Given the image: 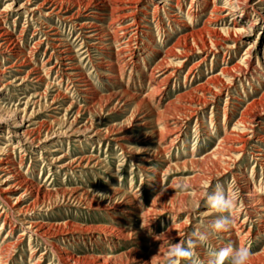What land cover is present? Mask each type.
<instances>
[{
  "label": "rangeland",
  "instance_id": "rangeland-1",
  "mask_svg": "<svg viewBox=\"0 0 264 264\" xmlns=\"http://www.w3.org/2000/svg\"><path fill=\"white\" fill-rule=\"evenodd\" d=\"M235 1L141 0L128 16L108 12L114 20L104 15L101 43L114 30L112 52L126 47L110 57L80 26L90 0L59 1L66 13H51L45 0H0V153L28 187L7 204L0 191V264H168L153 255L158 242L193 241L192 256L178 264H209L225 247L247 248L248 264H264V216L238 213L252 188L264 198V1L244 0L246 12ZM105 59L119 64L99 65ZM126 88L145 97L138 107L113 94ZM242 116L254 118L253 129L236 126ZM227 133L246 137L238 156H225ZM127 149H143L145 161ZM217 188L235 197L234 232L201 243L193 233L212 231L203 212ZM173 202L192 204L168 212ZM10 206L51 224L54 236L27 230ZM181 223V236L166 235Z\"/></svg>",
  "mask_w": 264,
  "mask_h": 264
},
{
  "label": "bare ground",
  "instance_id": "bare-ground-1",
  "mask_svg": "<svg viewBox=\"0 0 264 264\" xmlns=\"http://www.w3.org/2000/svg\"><path fill=\"white\" fill-rule=\"evenodd\" d=\"M59 1H62V0H45V3H47V4H50V8H52V10H51V13H53L56 9H59L58 10V12H62V13H66L67 11L66 10H64V11H62V7H61V5H62V3H59ZM87 1V0H86ZM259 1V0H258ZM260 1H264V0H260ZM88 2H89V0H88ZM90 2H92L91 0H90ZM89 2V3H90ZM101 2V3H100ZM237 4H238V9L239 10H241L242 12H246V10H248L247 9V7L249 6L248 4V2L247 1H244V0H236L235 1ZM29 3V2H28ZM80 3H83V2H80ZM80 3H79V5H80ZM139 3H141V0H94L90 5H85L86 7H84V9H82V11L80 12L79 10V15L81 14V16H83L82 18H86L87 20L86 21H84V22H82L81 23V25L80 26H82V27H85L86 28V36H87V38H89V39H91L92 41H94L92 44L95 46L96 44L98 45V44H100L101 43V40H102V36L104 35V33L106 32V27L104 26V25H101V21L103 20V18H104V15H107L108 14V16H109V13H113L114 15H115V18H117V17H124V16H128V15H130V14H132V13H130V11L131 10H133V9H136V8H138V4ZM27 4V3H26ZM261 4V3H260ZM44 5V4H43ZM77 5V4H76ZM78 5V6H79ZM10 6V5H9ZM45 7V6H44ZM83 7V6H82ZM257 7V6H256ZM34 9V8H33ZM80 9V8H79ZM264 9V8H263ZM254 10V9H253ZM5 11V10H4ZM235 11L236 12H238L237 11V9L235 8ZM109 12V13H108ZM264 12V11H263ZM70 13V12H69ZM138 13V12H137ZM5 14V13H4ZM112 14V15H113ZM259 14V13H258ZM264 14V13H263ZM237 15V14H236ZM71 16V15H70ZM77 16V15H76ZM107 16V17H108ZM66 17V16H65ZM68 18H69V16H67ZM67 17H66V19H67ZM106 17V16H105ZM109 17H111V16H109ZM72 18V17H71ZM79 18V17H78ZM113 18H114V16H113ZM112 17L110 18L111 20H114ZM74 19V18H73ZM105 20V19H104ZM111 20L109 21V23L111 22ZM135 21V20H134ZM2 22V21H1ZM108 22V21H107ZM114 22V21H113ZM116 22V21H115ZM242 23V22H241ZM80 24V23H79ZM234 24V23H233ZM244 24V23H243ZM250 24V23H249ZM241 26V25H240ZM109 27V26H108ZM246 27V26H245ZM4 28V27H3ZM76 29V28H75ZM126 28L125 27H122V30H125ZM79 30V29H78ZM130 32H135L136 31V29H134V28H129L128 29ZM235 33H238L240 36L242 35V34H244L245 32V30L243 31V29L242 28H234V29H232ZM125 31H127V30H125ZM84 32V31H83ZM137 32V31H136ZM2 33V32H1ZM114 33H115V31L113 30V32H112V34H111V37L110 38H104L105 39V42L104 43H101V44H103V45H98L99 47V49L100 50H102L103 52H107L106 50L107 49H109L110 51H108L107 53H108V55L110 56V57H112V56H114V57H116V55L117 54H120V55H122L124 52H125V46H123V47H121V49L119 50V49H117L118 51L117 52H112V45H110V43H111V41H112V38L114 37ZM120 33H122L121 31H120ZM119 33V34H120ZM127 33V32H126ZM117 34V33H116ZM128 34V33H127ZM248 34V33H247ZM4 35V34H3ZM2 36V35H1ZM1 36H0V38H1ZM52 36V35H51ZM116 36V35H115ZM48 37V36H47ZM117 37V36H116ZM120 37H121V35H120ZM125 37V36H124ZM222 37V36H221ZM128 38V37H127ZM4 39V38H3ZM219 39H221V38H219ZM222 39H224V38H222ZM10 40V39H9ZM13 40V39H12ZM212 40V41H211ZM210 41L212 42V43H219L220 41L219 40H217L216 38L215 39H211ZM11 41V40H10ZM118 41H119V39H118ZM5 42V41H4ZM54 42V41H53ZM122 42V41H121ZM178 42V41H177ZM63 43V42H62ZM4 44H7V43H4ZM1 45H2V42H1ZM59 45V44H58ZM6 46V45H5ZM2 47V46H1ZM0 47V48H1ZM5 48H7V47H5ZM13 48V47H12ZM52 48V47H51ZM232 48V47H231ZM11 49V48H10ZM9 49V50H10ZM96 49V48H95ZM247 49V48H246ZM54 50H56V49H54ZM113 50H114V48H113ZM1 51V50H0ZM23 51V50H22ZM247 52H249V53H251L252 52V49H250V47H248V49H247ZM104 54V53H103ZM22 55H24V54H22ZM52 55V54H51ZM60 57V56H59ZM66 58V57H65ZM48 59V58H47ZM107 59V58H106ZM101 60L102 62L99 64V65H104V66H110V65H112V66H117V64H119V62L117 61V60H115L114 61V63H111L110 62V60L108 59V60ZM114 59H117V58H114ZM10 60V59H9ZM50 60V59H49ZM59 60V59H58ZM72 60V59H71ZM120 60V59H119ZM59 62H61V61H59ZM13 63H15V62H13ZM12 63V64H13ZM22 63V62H21ZM20 63V64H21ZM66 63V62H65ZM68 63V62H67ZM66 63V64H67ZM164 63V62H163ZM19 64V65H20ZM160 64V63H159ZM23 65V64H22ZM61 65V64H60ZM166 65V64H165ZM15 66V65H14ZM19 67H21V66H19ZM23 67V66H22ZM45 67V66H44ZM55 67V66H54ZM10 68V67H9ZM36 68V67H35ZM37 68H39V67H37ZM18 69V68H17ZM26 69V68H25ZM67 69L68 70H75L76 69V67L75 66H70V67H67ZM30 70V69H29ZM32 70H33V68H32ZM35 70V69H34ZM159 70V69H158ZM2 71V70H1ZM0 71V72H1ZM38 71V70H37ZM40 71V70H39ZM155 71V70H154ZM52 72V71H51ZM65 72V71H64ZM76 72V71H75ZM156 72V71H155ZM175 72V71H174ZM4 73V72H3ZM45 73V72H44ZM50 73V72H49ZM56 73V72H55ZM73 73V72H72ZM71 73V74H72ZM163 73H165V71H163ZM166 75H164V77H162L163 78V80H165L169 75H171V72H168V71H166ZM22 74V73H21ZM67 74V73H66ZM74 74V73H73ZM78 74V73H77ZM26 75V74H25ZM64 75V74H63ZM70 75V74H69ZM81 75V74H80ZM37 76V75H36ZM76 76V75H75ZM78 76V75H77ZM105 76V78H112L111 77V75H109L108 73H106V75H104ZM17 77V76H16ZM38 77V76H37ZM36 77V78H37ZM39 77H40V75H39ZM21 78V77H20ZM60 78H62V77H60ZM41 79V78H40ZM39 78L37 79V80H40ZM79 79V78H78ZM74 81H76V80H74ZM9 82H11V81H9ZM71 82V81H70ZM73 82V81H72ZM119 85H121V83H118ZM6 85H8V81H7V83H6ZM70 86V85H69ZM88 86V85H87ZM70 88V87H69ZM86 88V87H85ZM123 89V88H122ZM158 89V88H157ZM84 90V89H83ZM128 89L126 88V90L124 89V90H122V91H117V92H115V91H113L114 93L113 94H115V95H118L119 97V99L121 100V98H123L124 99V101L126 100V98H128V99H132V100H135L136 101V107H138L139 106V102H141L142 100H144L145 99V97H143V96H141L139 93L138 94H131L129 91H127ZM213 90V89H212ZM67 91V90H66ZM158 92L160 91V89L159 90H157ZM156 93H151V94H149V96H153V97H155L154 95H155ZM159 97V96H158ZM182 97V96H181ZM128 99L126 100V101H128ZM137 102H138V104H137ZM189 102H191V101H189ZM259 102V101H258ZM126 103V102H125ZM51 104V103H50ZM145 104H147V103H145ZM261 104H264L263 102H261ZM183 105V104H182ZM181 105V106H182ZM193 104H186V106L184 105L183 107L184 108H186V109H184L185 111H183V112H185L187 115H190V111L191 110H193L194 109V106H192ZM124 106V105H123ZM250 106V105H249ZM182 107V108H183ZM181 108V107H180ZM119 109V108H118ZM177 109V108H176ZM179 109V108H178ZM136 111V110H135ZM147 113V112H146ZM176 114V113H175ZM256 114V113H255ZM177 115H179V114H177ZM192 115V114H191ZM147 116V115H146ZM244 116V115H243ZM240 117L238 120H237V123H236V126H240V127H242V128H245V127H249V128H252L253 126H252V122H253V120H254V118L253 117H251V119L250 118H245V117ZM252 116H254V114L252 115ZM137 125L138 126H142V127H144L145 125H146V121L145 120H143V119H141V122H139V123H137ZM238 126V127H239ZM242 128H239V129H242ZM253 129V128H252ZM169 130V129H168ZM231 130V129H230ZM235 131H236V129H234ZM250 130V129H249ZM245 131V130H244ZM244 131H243V133H244ZM254 131V130H253ZM240 132V130L238 131V133ZM242 132V131H241ZM252 132V131H251ZM228 134V133H227ZM232 134V133H231ZM231 134H228V135H226L224 138H223V140H224V142H227L228 143V145H226V146H223V144H222V146L225 148V151H227V154H225V156H231L232 154H234V153H238V152H240V149H241V144L243 143V142H245L246 141V137L244 138L243 136H240V137H236V138H234V137H231ZM234 134H236V133H234ZM240 134V133H239ZM230 135V136H229ZM245 135V134H244ZM234 136V135H233ZM250 137V136H249ZM263 138V137H262ZM247 142V141H246ZM11 143L10 142H8V144L7 145H10ZM240 148V149H239ZM260 149V148H259ZM128 151L127 152H131V154L132 155H130L131 157H133L135 160H137V161H145L144 160V156H143V154H142V152L144 151L143 149H139V150H134V149H127ZM2 152V151H1ZM5 152V151H4ZM162 152H164V149H162ZM161 152V153H162ZM223 153V152H222ZM222 155V154H221ZM222 156H224V155H222ZM235 156H238V155H233L232 157H235ZM256 156H258V154H256ZM231 157V158H232ZM224 157H222V159H223ZM83 159V158H82ZM227 159V158H226ZM234 159V158H233ZM230 160V159H229ZM15 165H14V163H13V161L11 160V158H10V156H9V154H7V153H0V191L2 192V193H4L5 194V196H6V204L8 203V202H10V199H11V195H12V192H14L15 190H18L19 188H25V192L27 191V185H26V180L22 177V175H20L19 173H18V171H16L17 169H15V167H14ZM4 178V179H3ZM3 179V180H2ZM241 180L240 181H242L243 183H245V182H248V184H249V181H251V179H249L248 178V176H246V175H243L241 178H240ZM252 182V181H251ZM247 184V185H248ZM252 191H253V193H250L251 195H245V196H243V201H242V207H239L238 208V213H241V212H244V211H246L247 212V215H248V218L249 217H263L264 216V198L263 197H261V196H259L258 195V192H255L254 191V189L252 188L251 189ZM72 191V190H71ZM72 193H73V191H72ZM72 193H70V194H72ZM75 194V193H74ZM78 194V193H77ZM243 194V193H242ZM77 196H79V194L77 195ZM76 196V197H77ZM248 196H252V197H248ZM71 197V196H70ZM78 198V197H77ZM251 198V199H250ZM4 200V201H5ZM184 202H182V203H179V205L180 206H177L174 202L172 203V204H170V207H168V209H167V211L168 212H173V213H175V212H179V211H181V210H183L185 207H191V204L192 203H190V205H185V204H183ZM156 204V203H155ZM9 205H11V204H9ZM157 205V204H156ZM12 206H18V201H15V204L14 205H12ZM12 206H10V207H12ZM160 205H158V206H156V207H159ZM185 206V207H184ZM12 208H15V210L17 209L18 210V208L17 207H12ZM12 210V209H11ZM14 210V211H15ZM17 210H16V212H17ZM160 211V210H159ZM18 212H19V214H22V212H23V210L22 209H19L18 210ZM157 212V211H156ZM235 212V211H234ZM204 217H211L210 219H209V222H212L215 218H216V212L213 210V209H211V208H209V209H207V210H205L204 212ZM24 214V213H23ZM23 214L21 215V217L22 218H20V221H21V223H25L27 226H26V229L27 230H29V231H35V232H40L41 234H43L44 236H47V237H49V238H52L53 236H54V232L53 231H51V228H52V225L51 224H44V223H40V221H34V220H27L25 217H23ZM259 214V215H258ZM261 214H263V215H261ZM0 219H2L3 220V224L5 223V219H6V211L4 210V208H3V206H0ZM147 219H150L151 220V218H147ZM259 220H261L262 221V219H259ZM243 222V221H242ZM10 223V222H9ZM15 224V223H14ZM240 225V224H239ZM16 226V225H15ZM181 226H183V224L181 223V224H176V225H169L168 226V229H167V233H166V235H168V236H175V235H179V236H181L180 234H179V231L181 230ZM2 229V226H1V228H0V230ZM238 230V229H237ZM174 231H176L175 233H174ZM228 232H230L231 233V231H232V228L230 227V228H228V230H227ZM240 231V230H239ZM223 232L224 231H222V232H220L221 233V235H224L223 234ZM232 232H234V231H232ZM236 232V231H235ZM24 233V232H23ZM219 233V232H218ZM175 234V235H174ZM227 234V233H226ZM42 236V235H41ZM211 237V239H214L215 237H213L214 235H210ZM231 236V235H230ZM47 240V239H46ZM243 240H239L237 243H241ZM234 242V241H233ZM178 244V243H177ZM197 244H199V243H196V245ZM222 244V243H221ZM175 244H171V245H169V246H165L164 245V243H162V242H158V244H157V249L155 250V252H154V256H155V254H156V256H157V258L158 259H160V258H167V252H168V249L170 248V247H172V246H174ZM55 248V247H54ZM56 250V249H55ZM54 250V251H55ZM57 250H58V248H57ZM56 250V251H57ZM154 251V250H153ZM59 252V251H58ZM58 255V254H57ZM42 256V255H41ZM208 256V255H207ZM210 256V255H209ZM60 257H61V255H60ZM59 259V258H58ZM63 259L64 260H62L63 262L64 261H68L69 260V256H66L65 255V253H63ZM140 259V258H139ZM145 259V258H144ZM134 260V259H133ZM208 260H211V258L210 257H207V261ZM1 263V262H0ZM67 263H69V262H67ZM145 263H147V261H143V263H141V264H145ZM148 264V263H147ZM152 264H154L153 262H152Z\"/></svg>",
  "mask_w": 264,
  "mask_h": 264
},
{
  "label": "clouds",
  "instance_id": "clouds-1",
  "mask_svg": "<svg viewBox=\"0 0 264 264\" xmlns=\"http://www.w3.org/2000/svg\"><path fill=\"white\" fill-rule=\"evenodd\" d=\"M181 189L185 188L186 185H179ZM207 202L211 209H213L218 215L212 221L209 231H201L193 233L196 240L203 243L207 241L210 235L227 231L232 224L233 217L232 212L235 207V197L226 194L222 188H217L211 194H206ZM195 241L190 242L188 246L181 244H175L170 247L167 252L168 264H178V261L192 256L191 247ZM250 253L247 248H236L231 247L221 248L216 252L209 264H224L226 259L230 258V264H248Z\"/></svg>",
  "mask_w": 264,
  "mask_h": 264
}]
</instances>
